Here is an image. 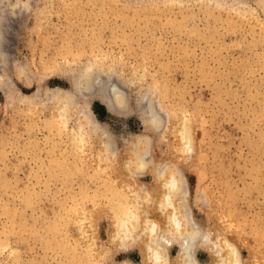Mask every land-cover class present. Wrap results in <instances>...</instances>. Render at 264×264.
<instances>
[{
    "label": "rangeland",
    "instance_id": "obj_1",
    "mask_svg": "<svg viewBox=\"0 0 264 264\" xmlns=\"http://www.w3.org/2000/svg\"><path fill=\"white\" fill-rule=\"evenodd\" d=\"M0 14V264L139 262L111 233L116 206L148 200L151 170L128 173L141 138L183 172L200 228L264 264V0H0Z\"/></svg>",
    "mask_w": 264,
    "mask_h": 264
},
{
    "label": "bare ground",
    "instance_id": "obj_2",
    "mask_svg": "<svg viewBox=\"0 0 264 264\" xmlns=\"http://www.w3.org/2000/svg\"><path fill=\"white\" fill-rule=\"evenodd\" d=\"M0 18H2L1 14ZM1 22L3 23V20ZM1 22L0 24L2 25ZM1 25L0 51L3 37V25ZM95 82L98 84V81ZM92 88L93 86L90 82L85 84L84 90L82 86V91L75 93L60 87H53L50 89V95L63 101L65 98L75 97V95H80V93L84 95L90 94L93 91ZM118 91L115 87L109 89L112 100H114ZM122 94L121 96H123ZM121 99L122 97L119 102ZM108 105L112 107V103H108ZM84 111V115L87 113L89 115L90 113L91 115L93 114L89 108ZM144 112L148 114L150 126L154 129L161 128L163 118L151 103L148 104ZM148 140L138 139L127 152L129 174H140L147 169L151 170L153 182L149 187L141 186L144 184L136 182L139 189L144 187L147 196L145 199H148L145 204L146 207L141 208L139 203H134L126 209H124L125 207L118 208L115 205L116 209L114 211L118 209L116 212L117 218L114 230L111 233L115 243L123 250H127L134 243L138 244L140 246L141 260L137 263L123 261L119 264H203L196 254L198 244H206L214 259L213 264H240L239 255L231 244L226 241L217 242V238L215 239L208 232L203 231L197 221L194 220L190 208L187 207V203L185 204L187 189L183 181V172L176 164H156L149 152ZM149 162L154 164L152 168L148 167ZM116 204L118 203L116 202ZM174 244L178 246V249L176 253H171V247Z\"/></svg>",
    "mask_w": 264,
    "mask_h": 264
}]
</instances>
